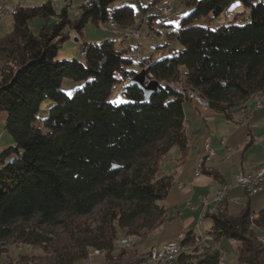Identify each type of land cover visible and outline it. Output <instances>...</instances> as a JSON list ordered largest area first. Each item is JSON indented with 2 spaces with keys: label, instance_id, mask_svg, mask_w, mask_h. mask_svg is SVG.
Listing matches in <instances>:
<instances>
[{
  "label": "trees",
  "instance_id": "1",
  "mask_svg": "<svg viewBox=\"0 0 264 264\" xmlns=\"http://www.w3.org/2000/svg\"><path fill=\"white\" fill-rule=\"evenodd\" d=\"M119 1L93 0L74 17L50 1L17 6L12 31L0 38V121L14 140L0 153V264H84L90 248L105 250L108 264H139L141 259L123 262L121 253L113 254L115 246L122 236L150 242L167 221L163 202L175 183L161 166L174 150L178 161L189 156L184 104L190 95L233 121L251 97L264 94V1L241 0L249 18L236 15L212 27L234 0H186L194 9L167 34L181 48L148 64L147 74L160 83L157 91L145 100L142 89L128 84L121 90L126 101H111L118 75L136 74L135 65L142 68L153 56L135 60L115 40L86 44L81 59L58 60L57 54L67 27L82 32L89 21L111 20L134 25V8ZM51 16V32H32L30 21ZM158 17V24H167ZM154 21L150 17L147 25L156 33ZM68 81L81 83L72 96L63 89ZM47 98L54 104L38 123ZM221 204L209 214L213 241H234L237 264H264V209L255 215L248 204L233 215L227 200ZM90 216L95 228L70 225ZM57 226L66 227L68 236L52 242L48 233ZM199 241L194 231L182 239L189 247ZM20 243L42 246L44 255L13 258L9 246ZM221 257L220 247L198 245L173 264H221Z\"/></svg>",
  "mask_w": 264,
  "mask_h": 264
},
{
  "label": "rangeland",
  "instance_id": "2",
  "mask_svg": "<svg viewBox=\"0 0 264 264\" xmlns=\"http://www.w3.org/2000/svg\"><path fill=\"white\" fill-rule=\"evenodd\" d=\"M9 4L12 7L22 6V7H33L41 5L45 2H48L49 0H7ZM53 3L60 4L57 9L60 10L61 6H65L67 0H51ZM264 1V0H263ZM152 0H120L117 4L118 5H129L134 8L135 11V22L134 25L129 27H119L116 25L114 21H109L106 24L100 23L96 24L92 21H89L82 32H78L75 29H71L69 27L66 28L65 32L67 33V38L62 42L58 54L57 59L58 60H73V59H81L85 58L86 55H82L83 50H87L86 44H95L100 43L104 40H115L117 45L121 48H129L130 54L132 56L138 55V52L134 51V48L132 45L127 44V40L131 41L132 39H135L137 42L138 40L141 41V44L144 46V49L141 51V57L140 59H137L140 61L142 57L148 56L155 46L159 42L161 43H170L171 45V52H173L175 49L179 50L181 48V45L177 40H167L166 37H160V35L156 36V33H154L152 28H148V20L150 17H153L154 26L155 27H162L158 22L160 21L158 15H159V4H163L165 0H157L156 3L153 5L151 4ZM84 4V0H73L72 3L68 2V9L71 17H74L75 15H78L80 12V5ZM173 4V12L176 13V17L172 18L171 24L167 26V30H171L172 28H178L180 26L181 18L188 15L193 9L194 5H190L186 2V0H175V2H172ZM236 15H240L241 18H249L250 17V11L248 8H246L241 0H234L230 4L226 6V8L223 10V12L215 17L212 22V27H217L220 25H225L231 23ZM243 20L240 19L238 22H242ZM56 22V18L51 16L47 19L44 18H37L33 21L29 22V27L32 30L34 34H39L42 28H45L46 32H51L52 28ZM244 22V21H243ZM113 24V25H112ZM137 25V26H136ZM141 26V27H138ZM164 28V27H163ZM13 29V18L11 17L10 21L6 20H0V38L7 33H10ZM160 29V28H159ZM134 30V31H133ZM166 29H162L164 31ZM140 33L142 37L140 39L135 38V34ZM76 38L78 40H76ZM137 42H135L137 46ZM160 51V49L158 50ZM157 51V52H158ZM155 53L154 55L158 54ZM170 52V53H171ZM153 55V56H154ZM159 58V57H158ZM137 62V61H136ZM137 65V64H136ZM135 65V70L139 72L141 69L140 66ZM81 85V83H76L72 81L65 82L64 84V91L69 95L72 96L77 88ZM179 87H181V83L177 84ZM111 101L113 102H124L126 101V98L123 96L122 91L120 88H115L111 94L110 97ZM194 101V100H193ZM260 101H264L263 99H260ZM258 99H256L254 96L251 97L247 101V115H253V120L250 121V124L253 126H256V133L264 134V130L261 129L264 127V108L260 109L258 108ZM197 103V102H196ZM54 104V102L47 98L43 101L40 112L38 115V123H41L44 118H46L49 114V110L51 106ZM201 109L207 110L206 104H200ZM192 109L199 115L201 118L202 116L199 114L198 108L193 105ZM213 119H208V123L206 124L208 128L210 129L211 133H215L216 140H220L223 137H226L228 135L229 130L232 127H236L231 121H228L224 119L223 117L219 116H213ZM200 126L203 130L198 134V131H196L197 123L196 121L191 120L189 132L190 135L193 136V141L191 144V150L189 153L188 162L191 161V158L193 156H196L203 148L204 146V137H205V130L206 125L203 124ZM261 127V128H259ZM14 144V140L8 130L5 126V121H0V153L10 146ZM251 152L249 151V154H246L247 159H251L252 161H260L264 158V145L259 144L255 145L254 147L250 146ZM176 156L174 155V152H172L169 156V158L164 159L162 163V171L165 173H174L176 171V165L177 160L175 159ZM227 167L223 168L224 175L230 176L231 178V184L228 185L235 186L237 185V173H233L231 171L226 172ZM179 183L180 187L186 186L184 183H188V181H180ZM182 185V186H181ZM225 186V185H224ZM223 186V187H224ZM223 187L219 189L218 191L216 189V183H212L211 186H209L207 189H204L203 191L199 190L196 195H189L186 198H184L179 190L178 184H175L172 188V191L168 198L166 199L165 203L170 206L168 215L173 216L178 211H187L186 215H192L187 210L186 203L190 200L194 205H200L201 200L204 196H208L209 200H213L211 208L216 209V206L219 202H222L224 200H227L228 202H236L239 203L241 201L240 196H230L228 194L227 196L223 197L221 199V195L223 193ZM217 190V191H216ZM217 193V195H216ZM221 194V195H219ZM229 197V198H228ZM215 198H217L215 200ZM234 198V199H233ZM237 198V199H236ZM221 199V200H220ZM239 199V200H238ZM244 206L241 205H230V213L233 215L239 214V212L243 209ZM95 216H90L86 218L76 219L73 224L70 223V225H80V226H89L90 228H95L97 222L94 219ZM199 217H196V221L192 223L190 229L193 230L197 235H200L201 233L204 234V238H200V241L198 243L194 242L192 247H189V250H191L194 246L200 245V247L207 245H212L213 247H220L222 249V257H221V264H237V250L235 246V242L226 238H223L220 240V242L213 241L212 237L208 234V231L213 226V218L208 215L205 216L204 221L199 222ZM254 218L252 219V221ZM199 222V224H198ZM175 227V226H174ZM48 236L53 239L52 242H55L57 239H66L68 236V232L66 230V227L64 226H57L52 229L48 233ZM264 237V234L259 235V240ZM127 237V236H126ZM126 237L122 236L118 240L115 246L114 255L117 256L121 253V260L123 262H136L141 259V262L139 264H144L147 262L148 264H151V262L147 261L149 260V255L151 251H147V243L141 241V237H135V243L131 247H124L122 243H120L123 239ZM153 239V238H152ZM261 241V240H260ZM262 242V241H261ZM263 243V242H262ZM55 243H52L54 245ZM119 244V245H118ZM10 248V255L13 258H17L22 254H37V255H44L43 247L42 246H31V245H24L22 243L18 245L11 244L9 246ZM48 251L52 252L53 248L52 246L48 247ZM150 249V248H149ZM103 251V252H102ZM148 257H147V256ZM145 257V258H144ZM3 258L0 257V261ZM176 259V258H175ZM174 259V260H175ZM223 259V260H222ZM174 260L172 264L174 263ZM89 261V262H88ZM109 261L106 259V251L105 250H97V248H90L88 251V259L84 262V264H108ZM145 263V264H147Z\"/></svg>",
  "mask_w": 264,
  "mask_h": 264
},
{
  "label": "crops",
  "instance_id": "3",
  "mask_svg": "<svg viewBox=\"0 0 264 264\" xmlns=\"http://www.w3.org/2000/svg\"><path fill=\"white\" fill-rule=\"evenodd\" d=\"M49 1L55 7L60 6V4L53 3L51 0ZM68 2L72 3L73 0H67L65 6H68ZM160 5L161 4H159L158 6ZM62 7L64 6H61L60 8ZM10 19L11 17H5L1 20L10 21ZM171 21L172 20H170L167 24L164 23L160 24V26L162 27L154 26L156 30V36L160 35V37L163 38L166 37V39L169 40L167 34L170 31L177 29V28H172L171 30H167L168 28L166 27L171 24ZM162 29H166V30L162 31ZM135 42L137 41L135 39H132L131 41H129V44L132 45L135 52L139 51L138 53L141 56V51L144 49V46L141 44V41L137 42V46ZM165 44L167 45V47L160 49V51H162V55H168L172 49L171 48L172 42L170 43L159 42L157 46H155V48L150 50L151 52L149 53V55L142 57V59L153 56L158 51L157 47L164 46ZM254 97L258 99V101H260V99L264 98V94L255 95ZM193 100L194 99H189L184 104L186 127L189 136H191L192 138V141H193V136L190 135L189 132L191 120L196 121L197 123L196 131H198V134H200V132L203 130L200 127L202 125V120L204 122L203 124L206 125L209 122L208 119L210 118L213 119L211 115L215 116L216 114V116L223 117L217 113H214L209 109L207 110L201 109V107L198 106L197 103ZM193 105H195L198 108L199 114L202 116L201 118L194 111V109H192ZM258 108L260 109L264 108V101L258 102ZM247 111L248 109L246 103V107L241 109L239 112H237L234 116V120L231 121L234 125H236V127L235 128L232 127L229 130L230 133H228L226 137L221 138L219 141L216 140L215 133H213L212 137L209 138L211 132L208 126L206 125L204 142L205 143L207 141L210 142V147L214 154L210 160L205 161V165H204L205 170L202 169V173L200 176H195V168H196V163L199 160L200 155L204 150V146L196 156H193V158H191L190 162H188V159H186L183 162L178 161L177 152L175 150L172 151L174 152V155L176 156L175 159L177 160L176 171L174 173H166V174H173L174 183L178 184V186L179 183H181L180 181H188V183H184L186 184V186L179 187V190L184 198H186L189 195H196L199 190L203 191L204 189H207L209 186L212 185V183L213 184L216 183V189L218 191L224 185L229 184L231 182L230 176H225L223 174L224 173L223 168L225 167H227V170L225 169L226 172L231 171L233 173H237L243 171V172L253 173L264 164V158L263 160H260L258 162L246 158V154L248 155L249 151L251 152L250 146L254 147L255 145H259V144L264 145V134L255 132L257 127L250 124V121L253 120L254 117L253 115L252 116L247 115ZM261 129L264 130V127H262ZM222 140L226 141L225 145L221 144ZM169 156L167 158H169ZM230 195L240 196L241 201L239 203L227 201L228 209L232 204L244 206L243 209L246 208L249 204L252 207L253 213L255 215H258L260 211L264 209V193L261 194L258 193V195L255 196H248L244 193V191L241 188L236 187L232 190ZM165 201L163 202V204L166 205L169 212L170 206L167 205ZM212 202L213 200H209L207 195L202 198L200 205H196V204L194 205L189 200L186 203V205L188 212H190L192 215L185 216V214H188L186 213L187 212L186 210L178 211L173 216L168 215L167 221L153 232V239L150 242H148L147 251L151 247H155V246L161 247L165 242L168 241L182 240V238L186 235V233L193 231L190 229V227L192 223L196 221V217H199L198 220L199 222L201 221L203 222L205 216L217 212L222 205L221 202L217 201L218 205L216 206V209H214L215 207L211 208Z\"/></svg>",
  "mask_w": 264,
  "mask_h": 264
},
{
  "label": "built area",
  "instance_id": "4",
  "mask_svg": "<svg viewBox=\"0 0 264 264\" xmlns=\"http://www.w3.org/2000/svg\"><path fill=\"white\" fill-rule=\"evenodd\" d=\"M93 0H87L86 4H83L85 6H88L92 3ZM175 2V0H165L163 4L158 6L159 8V16L164 19L165 23H168L172 18L176 17V13L173 12V4L172 2ZM6 2L7 0H0V17H13V14L16 10L17 7H13V9H6ZM112 21V20H111ZM137 39H140L142 35L140 33L135 34L134 36ZM140 42V40H138ZM127 44H129V40H127ZM139 52V51H138ZM158 54L154 55L152 59H148L143 62L142 68L148 69L149 63L152 62L154 59L157 57L162 56V51H158ZM140 55H134L132 56L133 59L137 60L140 59ZM135 77V73H128L127 75H118V83L115 84V88H120L123 90L128 84H130L131 80ZM153 80V77L151 75L146 76V81L150 82ZM261 104V103H260ZM197 105L200 106V103L197 102ZM213 133L209 135V138L212 137ZM222 145L226 144L225 140L221 141ZM213 151L210 147V142L207 141L204 145V150L202 154L200 155L199 160L196 163V168H195V176H200L202 173L203 166L205 165V161L210 160L211 157L213 156ZM237 185L232 186V185H226L225 191H232L234 188L239 187L244 191V185L246 184H251V182H255L257 177L264 176V169H257L253 173H248V172H238L237 173ZM255 191H258L259 194L264 193V188L263 189H253ZM200 238H204V234L201 233ZM184 238V237H183ZM182 238V239H183ZM189 246L184 245L182 240H173V241H168L165 242L161 247H151L150 251L153 253H159L164 255V262L163 264H172V260L175 256L180 255L184 251H188Z\"/></svg>",
  "mask_w": 264,
  "mask_h": 264
},
{
  "label": "bare ground",
  "instance_id": "5",
  "mask_svg": "<svg viewBox=\"0 0 264 264\" xmlns=\"http://www.w3.org/2000/svg\"><path fill=\"white\" fill-rule=\"evenodd\" d=\"M87 0H84V4H86ZM6 9H13V7L9 4V2L7 1L6 2ZM5 17H0V20L3 19ZM113 25V24H112ZM134 31V30H133ZM86 49L82 51V55H86ZM158 58V57H157ZM192 97V99H194L195 102H199L200 104H206L207 108L209 107V103L204 100L203 98H201L200 96L198 95H195V94H192L190 95ZM259 169H264V164L259 168ZM185 185V184H184ZM182 186V185H181ZM180 187V185H179ZM184 187V186H183ZM226 188V185L223 187V189L225 190ZM264 188V176H261V177H257V179L255 180V182H251V184H246L244 185V192L248 195H255V194H258L259 192L258 191H255L253 189H263ZM223 190V193L221 195V199H223V197H225V195L227 196L228 194H230L231 191H225L224 192ZM220 191V190H219ZM236 197V196H235ZM229 198V197H228ZM217 199V198H216ZM220 199V200H221ZM234 199V198H233ZM237 199V198H236ZM218 200V199H217ZM239 200V199H238ZM219 201V200H218ZM254 218V215L251 216V219ZM263 243H264V237L262 238L261 236V239H260ZM120 243H122V245L124 247H131L133 245V243H135V237H126L125 239H123ZM119 245V244H118ZM150 251V249H149ZM103 252V251H102ZM223 254V253H222ZM149 255V260H147L148 262L150 261L151 264H163L162 262H164V255L162 254H159V253H153L152 251L150 252V254H147ZM146 255V256H147ZM178 256V255H177ZM175 256L173 258V260L177 257ZM148 257V256H147ZM224 257V255H223ZM222 257V258H223ZM145 258V257H144ZM172 260V262H173ZM223 260V259H222ZM89 262V261H88ZM108 263V262H107ZM147 263V262H145ZM144 263V264H145ZM148 264V263H147ZM224 264V263H223Z\"/></svg>",
  "mask_w": 264,
  "mask_h": 264
},
{
  "label": "water",
  "instance_id": "6",
  "mask_svg": "<svg viewBox=\"0 0 264 264\" xmlns=\"http://www.w3.org/2000/svg\"><path fill=\"white\" fill-rule=\"evenodd\" d=\"M76 40L78 39L76 38ZM146 76H147V70L141 69L139 72L135 74V77L131 80L129 85L138 86L140 89L143 90L145 100H149L159 88L160 83L156 79H153L150 82H147ZM12 160L13 159H10L9 162H11Z\"/></svg>",
  "mask_w": 264,
  "mask_h": 264
}]
</instances>
